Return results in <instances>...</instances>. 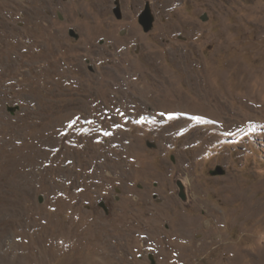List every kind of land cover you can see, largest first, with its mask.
Listing matches in <instances>:
<instances>
[{"label": "rangeland", "instance_id": "1", "mask_svg": "<svg viewBox=\"0 0 264 264\" xmlns=\"http://www.w3.org/2000/svg\"><path fill=\"white\" fill-rule=\"evenodd\" d=\"M48 1L0 0V264H264V0H147L119 55L104 0Z\"/></svg>", "mask_w": 264, "mask_h": 264}, {"label": "flooded vegetation", "instance_id": "2", "mask_svg": "<svg viewBox=\"0 0 264 264\" xmlns=\"http://www.w3.org/2000/svg\"><path fill=\"white\" fill-rule=\"evenodd\" d=\"M147 2V0H104L103 7H106L108 10L110 24L103 36L98 38L99 44L104 45L109 51L119 55L128 52L129 47L138 40V49L136 50L138 51L140 49L139 44L142 42L140 41L142 37L141 34H147L139 23L138 17L147 5ZM47 4L48 16L55 14L59 20L64 21L60 10L62 7H58L57 1L49 0ZM130 9H133L134 14H129V17L125 18V13L127 15ZM120 23L124 25L119 27L118 24ZM72 27L73 26H64L63 32H69ZM132 27H135L133 35L131 33ZM90 69H92V66H90Z\"/></svg>", "mask_w": 264, "mask_h": 264}, {"label": "water", "instance_id": "3", "mask_svg": "<svg viewBox=\"0 0 264 264\" xmlns=\"http://www.w3.org/2000/svg\"><path fill=\"white\" fill-rule=\"evenodd\" d=\"M203 20L207 19V15H203L202 16ZM139 23L141 24V26L143 27L144 31L149 32L150 30H152L153 26H154V22H155V16L152 12V8L150 5V2H147V5L145 6V8L141 11V13L139 14L138 17ZM69 34L75 38L79 37V34L74 30V28H71L69 31ZM7 109L11 112L14 113L17 109L18 106H11L9 105L7 107ZM147 145L149 147H155V143L148 141ZM225 173L224 168L221 165H217L216 168H214V170L211 171V174L213 175H222ZM176 184L179 188V192L178 195L181 199L186 200L187 199V193L185 190V183L183 182L182 179L178 178L176 180ZM99 205L106 211L109 212L110 211V206L107 205L105 203L104 200H100L99 201ZM150 259L152 264H155V260H154V256L152 254H150Z\"/></svg>", "mask_w": 264, "mask_h": 264}, {"label": "bare ground", "instance_id": "4", "mask_svg": "<svg viewBox=\"0 0 264 264\" xmlns=\"http://www.w3.org/2000/svg\"><path fill=\"white\" fill-rule=\"evenodd\" d=\"M164 2H166L167 4H168V2H169V0H164ZM171 2V1H170ZM166 5V4H165ZM168 7V6H167ZM161 27H163V26H161ZM222 46V45H221ZM227 47V46H226ZM180 56H178V58H179ZM181 57H183L182 55H181ZM180 57V58H181ZM189 59V58H188ZM239 59V58H238ZM179 60V59H178ZM191 62V61H190ZM236 62V61H235ZM229 63V62H228ZM242 65V64H241ZM227 66V65H226ZM233 67V66H232ZM231 69V68H230ZM242 69V68H241ZM238 70V69H237ZM229 72V71H228ZM225 74V73H224ZM238 75V74H237ZM224 76V75H223ZM240 77V76H239ZM238 77V78H239ZM247 77V76H246ZM253 77V76H252ZM237 78V79H238ZM223 79V78H222ZM247 79H251V76H250V78H247ZM239 80H240V78H239ZM252 80V79H251ZM224 81V80H223ZM248 81V80H247ZM239 82V81H238ZM250 82V81H249ZM251 82H253V81H251ZM239 84H242V83H239ZM246 85V84H245ZM244 85V86H245ZM248 86V85H247ZM245 88V87H244ZM244 93V92H243ZM243 95H246V94H243ZM240 97V96H239ZM238 97V98H239ZM246 97V96H245ZM247 98H245V100H246ZM222 111L224 112V113H229L230 115H229V117L231 116V118H229L228 116H227V118H225L224 120H219V122L221 123V124H224L225 122H226V119H227V121H232V122H234V123H237V119H239L240 117L238 116V114H236V112L235 111H232L230 108H228V106H226V105H224L223 106V108H222ZM238 111V110H237ZM222 112V113H223ZM223 118V117H222ZM232 118H234V119H232ZM230 119V120H229ZM239 121V120H238ZM237 125H238V123H237ZM255 186V185H254ZM254 190V187H250L249 185H246V184H244V183H242V182H240V183H237V185L234 187V186H231V187H228L227 188V190H226V192H228L229 193V196H228V203H229V201H231V200H234L235 199V197L233 196V193L235 194V196L237 197V198H243V199H245V198H249V197H251V193H252V191ZM253 205H254V207L257 209V210H260V212H262V204H261V202H259L258 200H256V201H254L253 202ZM264 209V208H263ZM264 213H262V215H263ZM263 217V216H262Z\"/></svg>", "mask_w": 264, "mask_h": 264}, {"label": "snow or ice", "instance_id": "5", "mask_svg": "<svg viewBox=\"0 0 264 264\" xmlns=\"http://www.w3.org/2000/svg\"><path fill=\"white\" fill-rule=\"evenodd\" d=\"M73 123H75V121H73Z\"/></svg>", "mask_w": 264, "mask_h": 264}]
</instances>
